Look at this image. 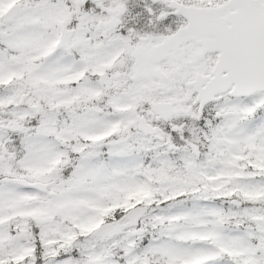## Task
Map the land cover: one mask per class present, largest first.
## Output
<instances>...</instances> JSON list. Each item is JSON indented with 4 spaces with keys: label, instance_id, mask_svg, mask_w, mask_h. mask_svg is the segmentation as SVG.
<instances>
[{
    "label": "snow or ice",
    "instance_id": "snow-or-ice-1",
    "mask_svg": "<svg viewBox=\"0 0 264 264\" xmlns=\"http://www.w3.org/2000/svg\"><path fill=\"white\" fill-rule=\"evenodd\" d=\"M0 264H264V0H0Z\"/></svg>",
    "mask_w": 264,
    "mask_h": 264
}]
</instances>
